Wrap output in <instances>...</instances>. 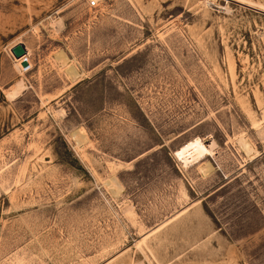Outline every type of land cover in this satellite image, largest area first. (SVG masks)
Listing matches in <instances>:
<instances>
[{
  "label": "rangeland",
  "instance_id": "obj_1",
  "mask_svg": "<svg viewBox=\"0 0 264 264\" xmlns=\"http://www.w3.org/2000/svg\"><path fill=\"white\" fill-rule=\"evenodd\" d=\"M204 1L0 0V264H264V0Z\"/></svg>",
  "mask_w": 264,
  "mask_h": 264
},
{
  "label": "bare ground",
  "instance_id": "obj_2",
  "mask_svg": "<svg viewBox=\"0 0 264 264\" xmlns=\"http://www.w3.org/2000/svg\"><path fill=\"white\" fill-rule=\"evenodd\" d=\"M205 3H209V4H212V5H214V6H218V4L214 1V0H205L204 1ZM16 41H18V40H16ZM16 41H15V43H16ZM20 41V40H19ZM12 46H14V44H12ZM26 48V47H25ZM15 50H19V47L17 46V47H15ZM11 52H12V50H11ZM13 53V52H12ZM25 52H23V53H21V55H19L17 58H16V56L14 55V54H11L12 55V57H13V61H14V66L17 68V69H24V68H26V67H28V65H30L29 64V61H28V50H27V48H26V53L27 54H24ZM14 55V56H13ZM23 58L27 61V65H25V66H22L21 65V60H23ZM18 72H19V70H17ZM20 73V72H19ZM21 84H22V82L21 81H19V82H17L16 83V86H14L15 88H13V90H11V91H9V93H7V96L8 97H12L13 98V96H15V95H17L18 93V90H19V88L21 87ZM17 93V94H16ZM263 131H264V129H263ZM241 138V137H240ZM240 140V139H239ZM241 141H242V139H241ZM245 141V140H244ZM243 142V141H242ZM243 146V145H242ZM241 147V146H240Z\"/></svg>",
  "mask_w": 264,
  "mask_h": 264
},
{
  "label": "water",
  "instance_id": "obj_3",
  "mask_svg": "<svg viewBox=\"0 0 264 264\" xmlns=\"http://www.w3.org/2000/svg\"><path fill=\"white\" fill-rule=\"evenodd\" d=\"M19 47V50H15V47ZM10 49L12 50L13 54L18 57L19 55H21V53L25 52V47L21 42H17L14 43V46H10ZM21 65L25 66L27 65V61L23 58V60H21Z\"/></svg>",
  "mask_w": 264,
  "mask_h": 264
},
{
  "label": "built area",
  "instance_id": "obj_4",
  "mask_svg": "<svg viewBox=\"0 0 264 264\" xmlns=\"http://www.w3.org/2000/svg\"><path fill=\"white\" fill-rule=\"evenodd\" d=\"M88 4H89V5H93V4H95V0H88Z\"/></svg>",
  "mask_w": 264,
  "mask_h": 264
}]
</instances>
